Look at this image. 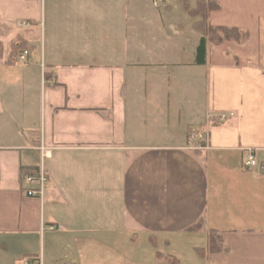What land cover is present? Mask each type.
I'll list each match as a JSON object with an SVG mask.
<instances>
[{
  "label": "crops",
  "instance_id": "crops-1",
  "mask_svg": "<svg viewBox=\"0 0 264 264\" xmlns=\"http://www.w3.org/2000/svg\"><path fill=\"white\" fill-rule=\"evenodd\" d=\"M214 1L211 25L250 36L207 41L198 64L201 16L181 0H0V30L28 44L29 83L8 85L34 107L0 113V264H171L161 246L176 264H264V0ZM37 135L41 198L20 176L39 170ZM209 229L226 251H196Z\"/></svg>",
  "mask_w": 264,
  "mask_h": 264
},
{
  "label": "trees",
  "instance_id": "trees-1",
  "mask_svg": "<svg viewBox=\"0 0 264 264\" xmlns=\"http://www.w3.org/2000/svg\"><path fill=\"white\" fill-rule=\"evenodd\" d=\"M182 7L186 10L190 15H200L201 19L195 23V27L200 30L203 34V37L200 38L199 43L196 49V63H202V58L205 55V44L209 41L212 44H219L224 41H234L237 43H242L246 41L250 34L246 30H242L237 27L230 26H214L211 25L208 21V13L210 11L218 10L220 8L219 4L214 0H196V5L194 8H190L187 0H181ZM10 56L15 51H23L27 50L28 44L26 40L22 36L16 35L10 41ZM3 44L0 40V59L2 60L3 56ZM5 65H13L15 64L13 60L7 58L3 61ZM45 78V74H43ZM200 143H203L200 140ZM26 173H36L34 167L31 166H22L20 168V176L22 177ZM191 230H200L202 229L201 223H197L190 228ZM207 240L205 248H196V251L202 255L205 251L208 254L220 253L227 250V248L223 245L221 234L218 230L209 229L206 231ZM158 258L166 260L168 263L176 264L177 258L171 254H165L161 251L155 252Z\"/></svg>",
  "mask_w": 264,
  "mask_h": 264
},
{
  "label": "rangeland",
  "instance_id": "rangeland-1",
  "mask_svg": "<svg viewBox=\"0 0 264 264\" xmlns=\"http://www.w3.org/2000/svg\"><path fill=\"white\" fill-rule=\"evenodd\" d=\"M14 37L11 38V35L8 34V32L0 30V40L2 41L3 48H4L2 60L0 59V113H1L2 108L4 106H7L6 114L9 117V119H11V117H13V116H16V117L19 116V108L22 105H23V108L25 110L31 111L32 114H34V107H32L30 110L29 100L27 98H25L26 94L24 91H23L24 93L21 94L20 86H9L8 85V83H10L9 77H11V84L12 85L13 84L16 85L17 81H19V83L22 84L25 88L26 87L25 84L29 83L28 79L25 77L24 74L22 75V74H20V72L18 73V69L20 67L28 66L25 63L27 61L28 54L26 55L25 61H21V60L17 59V56L19 54H21L22 51H15L14 53H12L11 56L9 55L11 53V51H10V49H11L10 43L11 42L10 41ZM35 45H36V47L33 48V51L31 53V55H32L31 61L32 62L39 59L38 42ZM10 57H11V60H13V62L15 64L5 65L3 63V61L7 58H10ZM30 73H31V77L35 78V76L37 74L39 76V72H37V74H36L35 72L30 71ZM2 103H5V105ZM146 247L148 249L149 245H146ZM163 250H165V248H163L162 246L160 248L156 249V251H163Z\"/></svg>",
  "mask_w": 264,
  "mask_h": 264
},
{
  "label": "built area",
  "instance_id": "built-area-1",
  "mask_svg": "<svg viewBox=\"0 0 264 264\" xmlns=\"http://www.w3.org/2000/svg\"><path fill=\"white\" fill-rule=\"evenodd\" d=\"M157 2V0H155ZM155 2V3H156ZM19 26L27 27L29 24L25 21L19 22ZM28 52L26 50L22 51L21 54L17 56L18 60L25 61L26 60V55ZM197 133L193 131L192 129L188 131V138L190 140L196 138ZM37 138L39 139V144L37 145V150L39 151V157H40V162H39V170L36 173H26L21 177V182L23 184L22 190L23 193L26 196H31V197H38L41 198L44 192V186L46 182V177L44 174L43 170V160L47 158L50 155V151L48 148H46L42 141H41V135H37ZM256 166V161L254 154L251 151H248L246 153L244 162H243V167L244 169H249L253 168ZM58 227L55 225H49L47 227L48 230L54 231ZM24 264H37L36 262H33L29 259H25Z\"/></svg>",
  "mask_w": 264,
  "mask_h": 264
}]
</instances>
